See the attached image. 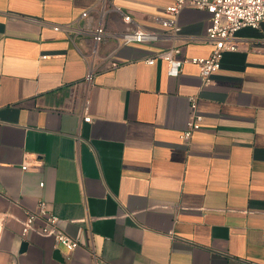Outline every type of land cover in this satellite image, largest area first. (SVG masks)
<instances>
[{
  "label": "crops",
  "instance_id": "obj_1",
  "mask_svg": "<svg viewBox=\"0 0 264 264\" xmlns=\"http://www.w3.org/2000/svg\"><path fill=\"white\" fill-rule=\"evenodd\" d=\"M112 1L169 32L155 16L173 0ZM98 9L0 0V264H264V20L237 32L238 49L203 84L192 62L171 77L146 60L172 44L209 56V12L185 7L178 38L155 43L119 46L113 34L133 24L113 11L97 45L68 31L86 10L95 27ZM190 96L203 119L184 142ZM40 200L77 249L22 235Z\"/></svg>",
  "mask_w": 264,
  "mask_h": 264
},
{
  "label": "built area",
  "instance_id": "obj_2",
  "mask_svg": "<svg viewBox=\"0 0 264 264\" xmlns=\"http://www.w3.org/2000/svg\"><path fill=\"white\" fill-rule=\"evenodd\" d=\"M193 7L206 10L210 13V24L206 29L205 38L213 44V50L209 56H194L192 58H183L181 48L172 44L167 48H162L156 54L146 61L148 64H154L157 60L165 61L167 64V74L171 77H178L183 69L185 62L189 61L199 67L200 76L203 84H207L214 72L220 69L222 57L226 51H235L238 46L231 39L241 29L246 27L259 28L264 20V0H173V3L166 6L164 13L155 16V20L163 28L169 29V32L151 30L138 25L134 22L132 15L126 12L120 5L112 0H99V21L92 28L90 12H82L81 25L69 28L68 31L74 35L91 33L95 44L97 45L107 35L103 18L107 11H113L122 16L126 24L133 28L115 32L113 35L117 38L118 45H128L136 43H155L160 40L178 38L181 27L178 23V16L185 7ZM55 30H66L59 24L53 25ZM117 65L116 62L113 63ZM94 77V70L91 67L86 81L90 83ZM191 118L188 126L180 134L184 142H189L193 132L201 127L203 116L198 111V97L190 96ZM89 100L87 99L84 107L83 121L91 122L89 115ZM29 164L24 162L22 169L26 170ZM41 186L44 182L40 183ZM35 231L43 236H50L54 239L56 247L63 246L68 251H73L81 245V239L73 237L60 228V218L54 214L44 200H40L34 210L26 213L22 227V235L26 236Z\"/></svg>",
  "mask_w": 264,
  "mask_h": 264
}]
</instances>
